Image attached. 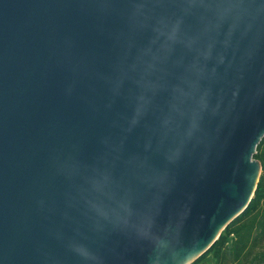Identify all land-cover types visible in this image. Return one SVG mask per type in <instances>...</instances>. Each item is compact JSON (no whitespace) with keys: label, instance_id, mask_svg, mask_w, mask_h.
<instances>
[{"label":"water","instance_id":"water-1","mask_svg":"<svg viewBox=\"0 0 264 264\" xmlns=\"http://www.w3.org/2000/svg\"><path fill=\"white\" fill-rule=\"evenodd\" d=\"M263 136L264 0H0V264H190Z\"/></svg>","mask_w":264,"mask_h":264},{"label":"trees","instance_id":"trees-1","mask_svg":"<svg viewBox=\"0 0 264 264\" xmlns=\"http://www.w3.org/2000/svg\"><path fill=\"white\" fill-rule=\"evenodd\" d=\"M254 158L260 162L262 171L249 204L192 263L214 248L215 264H264V136Z\"/></svg>","mask_w":264,"mask_h":264},{"label":"crops","instance_id":"crops-1","mask_svg":"<svg viewBox=\"0 0 264 264\" xmlns=\"http://www.w3.org/2000/svg\"><path fill=\"white\" fill-rule=\"evenodd\" d=\"M192 264H215V260L212 255H208L202 258L200 261L192 263Z\"/></svg>","mask_w":264,"mask_h":264},{"label":"rangeland","instance_id":"rangeland-1","mask_svg":"<svg viewBox=\"0 0 264 264\" xmlns=\"http://www.w3.org/2000/svg\"><path fill=\"white\" fill-rule=\"evenodd\" d=\"M256 159V158H255ZM224 232V231H223ZM214 254H215V250H214V248L213 249H211L209 252H207V254L205 255V256H208V255H212L213 256V258H214ZM204 256V257H205ZM198 262V261H197Z\"/></svg>","mask_w":264,"mask_h":264}]
</instances>
